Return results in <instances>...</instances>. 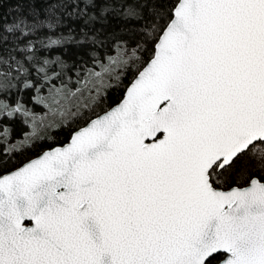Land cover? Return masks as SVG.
I'll list each match as a JSON object with an SVG mask.
<instances>
[{"label":"snow or ice","instance_id":"obj_1","mask_svg":"<svg viewBox=\"0 0 264 264\" xmlns=\"http://www.w3.org/2000/svg\"><path fill=\"white\" fill-rule=\"evenodd\" d=\"M5 2L0 264H264V0ZM110 17L132 74L123 95L69 108L83 126L13 168L19 86L59 78L49 68L67 64L49 51L95 59Z\"/></svg>","mask_w":264,"mask_h":264},{"label":"trees","instance_id":"obj_2","mask_svg":"<svg viewBox=\"0 0 264 264\" xmlns=\"http://www.w3.org/2000/svg\"><path fill=\"white\" fill-rule=\"evenodd\" d=\"M13 12L14 6L12 3H3L0 13L10 19ZM121 23V21L110 17V23L106 26L105 34L107 35L108 33H111L112 35L108 37L103 46L98 47V49L92 54L95 59L81 55L84 50L71 45L67 47L66 53L64 52L63 48L46 53L50 60H55L57 57H60L66 62L67 67L62 66L61 64H53L49 68L48 74L50 76H55L57 73H59L60 76L58 79H53L51 83L46 84L39 92H37L35 88H33L31 91L23 89L22 85H20L19 87L22 89V91L19 95L22 98L19 102L24 105L28 112L42 113L46 109V105L40 98L43 96V94L49 93L50 88L59 89L63 87L65 93L70 92L76 87L78 88L81 85L83 79L88 76L93 68L100 67L102 64H104V62L107 61L108 57L113 52L120 50V43H113L112 39L113 36L121 35ZM96 27H100V25L97 24ZM117 69L119 72L116 78L109 85L104 87V89L95 98L102 102L101 106L103 107L108 106L107 104L103 103L105 97L107 98L109 104L118 100V98L123 95L124 86H126L132 79L131 72H126L118 66ZM9 99L10 102L17 100V92L15 89L12 90V94ZM11 106L15 107L16 105L15 103H12ZM91 107H95V105H91ZM97 110L99 109L97 108ZM80 112L88 113L89 108L84 107L80 110ZM25 119L28 121V117H25L22 114H17V116L13 118L10 124V127L13 128L11 141L20 139L27 131L29 125L28 123H24ZM83 123L84 122L79 120L78 117L70 116L66 121L58 123L54 127L45 129L40 135L32 138L29 142L20 143L18 146H16V151H14L12 154L11 166L13 168L18 166L45 148L62 144L69 138L70 133L76 128L82 126ZM213 262L215 261H211V263Z\"/></svg>","mask_w":264,"mask_h":264},{"label":"rangeland","instance_id":"obj_3","mask_svg":"<svg viewBox=\"0 0 264 264\" xmlns=\"http://www.w3.org/2000/svg\"><path fill=\"white\" fill-rule=\"evenodd\" d=\"M119 49L113 52L100 67L93 68L91 72L99 73L100 76L95 77L88 74L78 88L76 87L68 92L71 94V99L65 101L62 95H50L44 92L45 94L41 97L44 98L42 101L46 105V109L42 113L29 112L27 131L20 139L10 141V144L18 146L22 142H29L45 129L54 127L72 116L69 115V108L72 113H76L77 109H83L85 105L89 104L90 100L95 99L98 95V89L100 93L118 75V65L115 61H119L123 55L121 48ZM56 101H59V103Z\"/></svg>","mask_w":264,"mask_h":264},{"label":"water","instance_id":"obj_4","mask_svg":"<svg viewBox=\"0 0 264 264\" xmlns=\"http://www.w3.org/2000/svg\"><path fill=\"white\" fill-rule=\"evenodd\" d=\"M82 126H83V125H82ZM82 126H80V127H82ZM78 128H79V127H78ZM76 129H77V128H76ZM68 139H70V136H69ZM68 139H67L65 142H63L62 144H57V145H54V146H52V147L62 146L64 143H67ZM52 147H49V148H45V149H43V150L40 151L38 154H36V155L32 156L31 158L25 160L24 162H22L21 164H19V165L16 166V167L22 166L24 163L28 162V161L31 160V159L36 158L38 155L42 154L44 151L50 150V148H52ZM211 264H215V262H213V263H211Z\"/></svg>","mask_w":264,"mask_h":264}]
</instances>
